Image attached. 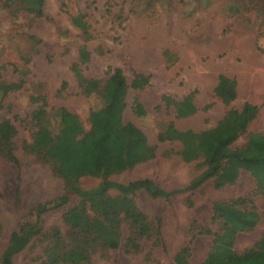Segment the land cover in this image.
<instances>
[{
    "label": "rangeland",
    "instance_id": "1",
    "mask_svg": "<svg viewBox=\"0 0 264 264\" xmlns=\"http://www.w3.org/2000/svg\"><path fill=\"white\" fill-rule=\"evenodd\" d=\"M139 1L148 4L140 9ZM2 2L0 84L10 91L1 102L0 119L11 120L18 131L15 153L20 169L17 172L12 164L0 158V254L10 235L31 220L29 212L36 205L57 198L64 189V182L48 166L22 149L23 143L31 142L33 132L31 113L37 105L30 97L45 95L48 116L42 121L44 125L56 127L57 110L65 107L79 117L86 131L90 128L89 112L95 98L82 95L71 71L83 40L80 30L71 23L70 13L84 14L92 34L85 42L91 57L81 66L83 74L105 79L107 68L122 70L129 86L123 120L138 127L155 148V158L112 175V181L149 179L156 187L171 191L198 176L204 169L201 159L185 163L178 155L181 149L178 140L159 141V134L168 125L178 131L206 130L214 127L228 109H241L248 102L259 107L258 114L231 148L245 146L250 133H264V55L256 48V36L264 27V17L258 14L264 10V0L242 1V6L249 10L240 15H231L226 10L233 0H71L66 12L60 8L62 0H45L47 18L34 19L22 13L20 22L11 18ZM31 35L40 41L36 46ZM219 75L235 80L232 97L217 94ZM21 80L24 83L18 87ZM63 84L65 89H61ZM99 183L100 179L91 177L77 181L82 190H90ZM252 187L250 175L240 170L234 184L217 190L210 180L193 192L166 200L137 191L134 195L137 207L154 225L155 219L161 221L158 245L153 246L154 239H144L137 254L111 250L97 253L92 263L171 264L189 240L192 223L196 226L210 223L212 202L243 197ZM110 194L116 192L112 190ZM78 203L79 198L73 195L66 206L43 215L44 232L58 228L65 235L68 228L63 223V214ZM261 203L260 197L254 198L258 211ZM261 224L252 232L237 234L236 252L242 253L259 239L264 214ZM123 233L125 239L126 229ZM210 240L207 235L193 239L191 263L202 261L210 249ZM47 247L45 237L33 238L14 255L12 262L44 264ZM147 253L150 261L145 263Z\"/></svg>",
    "mask_w": 264,
    "mask_h": 264
},
{
    "label": "trees",
    "instance_id": "2",
    "mask_svg": "<svg viewBox=\"0 0 264 264\" xmlns=\"http://www.w3.org/2000/svg\"><path fill=\"white\" fill-rule=\"evenodd\" d=\"M69 1L61 2L60 8L65 12L68 11ZM242 1L233 0L227 5V12L240 15L248 11L247 6H242ZM145 3L148 4L139 1V8ZM2 5L16 22L22 20V13L34 19L47 18L45 0H3ZM258 14L264 17V10H259ZM70 19L72 25L80 30L83 40L78 47V61L71 65V71L82 95L95 98V105L89 112L90 128L86 131L79 117L65 107L57 110L56 127L44 125L42 121L48 116L46 97H30L37 106L31 113V142L23 143L22 149L48 166L52 174L64 182V189L57 198L36 205L29 212L31 220L10 235L6 248L0 254V264H13L14 255L21 252L33 238L40 236L48 240L44 264H93L97 253L119 249L126 254H137L144 239H154L153 246L158 245L161 225L160 219H155L154 225L137 207L134 200L137 191H145L154 199L166 200L176 194L193 192L210 180L217 190L234 184L240 170L252 178L251 191L243 197L212 202L210 223L207 226L192 223L189 240L176 253L171 264H193L190 262L191 245L199 235L210 236L211 240L209 251L198 264H264V229L251 247L242 253L234 250L237 234L249 233L262 226L264 133H250L245 146L231 148L256 118L259 107L245 102L241 109H228L212 128L197 132L178 131L168 125L159 134V141L176 139L181 143L178 155L183 162L201 159L203 171L186 186L166 191L156 187L149 179L114 182L110 179L112 175L155 158V148L138 127L123 120L129 86L122 70L107 68L105 79L83 74L81 66L88 63L91 57L85 42L91 39L92 34L84 14L79 11L70 13ZM58 30L63 32L60 28ZM30 39L35 41V46L40 42L32 35ZM263 39L264 27L256 36V48L264 55ZM23 83L21 80L18 87ZM65 87L66 84H63L61 89ZM235 88L234 79L218 76L217 94L232 97ZM9 91L10 88L0 84V109ZM17 133L11 120L0 119V158L19 172L20 164L15 153ZM61 154L65 156L61 157ZM83 177L98 178L100 183L90 190H82L77 181ZM112 190L116 194H110ZM73 195L79 198V203L63 214L67 233L63 235L58 228L45 233L42 216L66 206ZM256 197L262 200L261 211L254 205ZM124 229L127 231L125 239ZM144 261H150V253H147ZM149 264L160 263L150 261Z\"/></svg>",
    "mask_w": 264,
    "mask_h": 264
}]
</instances>
